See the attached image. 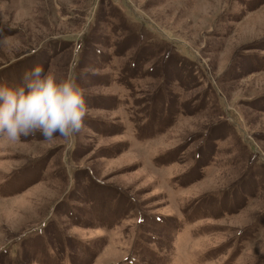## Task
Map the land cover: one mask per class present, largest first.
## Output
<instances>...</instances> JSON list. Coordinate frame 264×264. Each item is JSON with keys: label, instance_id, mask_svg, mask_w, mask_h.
Returning <instances> with one entry per match:
<instances>
[{"label": "rangeland", "instance_id": "obj_1", "mask_svg": "<svg viewBox=\"0 0 264 264\" xmlns=\"http://www.w3.org/2000/svg\"><path fill=\"white\" fill-rule=\"evenodd\" d=\"M35 65L89 131L0 137V264H264V0H0Z\"/></svg>", "mask_w": 264, "mask_h": 264}, {"label": "clouds", "instance_id": "obj_2", "mask_svg": "<svg viewBox=\"0 0 264 264\" xmlns=\"http://www.w3.org/2000/svg\"><path fill=\"white\" fill-rule=\"evenodd\" d=\"M85 89L74 78L59 77L35 65L23 82L0 84V137L17 142L40 134L71 141L89 131Z\"/></svg>", "mask_w": 264, "mask_h": 264}]
</instances>
